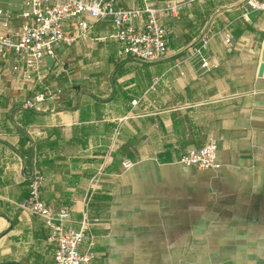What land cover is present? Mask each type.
I'll list each match as a JSON object with an SVG mask.
<instances>
[{
	"label": "crops",
	"instance_id": "1",
	"mask_svg": "<svg viewBox=\"0 0 264 264\" xmlns=\"http://www.w3.org/2000/svg\"><path fill=\"white\" fill-rule=\"evenodd\" d=\"M116 4L163 9V57L125 55L110 20L89 17L84 35L28 77L13 69L15 55L0 57V264L53 261L49 228L18 205L35 169L42 198L69 209V226L86 210L94 264H264V12L245 0ZM0 7L11 13L0 33L12 34L23 0ZM205 34L209 70L190 56ZM210 140L218 168L177 163Z\"/></svg>",
	"mask_w": 264,
	"mask_h": 264
},
{
	"label": "built area",
	"instance_id": "2",
	"mask_svg": "<svg viewBox=\"0 0 264 264\" xmlns=\"http://www.w3.org/2000/svg\"><path fill=\"white\" fill-rule=\"evenodd\" d=\"M193 1V0H189ZM252 10L264 12V0H245ZM117 0H23L21 16L24 22L12 34L0 33V57L15 55L22 66L13 69L25 74L37 71L45 57H54L55 48L60 44L70 45L84 35L90 27L85 17L109 19L113 28V38L121 45L125 55L139 61H151L163 57L167 52V30L161 23L163 9L155 7L123 8L117 6ZM181 4L169 7L172 14H177ZM142 13L145 19L140 25L135 20ZM11 13L0 7V24L8 27ZM69 19H76L72 30L64 28ZM211 35H203L199 43L191 48L190 56L196 59L200 67L209 70L214 66L205 54ZM225 41H230L226 35ZM39 93L25 100L27 107L43 100ZM135 104V101H133ZM177 163L198 169H215L220 166L217 160V144L210 140L199 149L185 153ZM132 162H122L123 169L131 167ZM44 177L40 170H33L28 183L27 196L18 203L22 208L41 218L50 230L48 239L54 243L53 261L50 264H94L95 252L93 241L88 234L89 220L86 210L82 211L80 227L69 226L70 211L62 207L56 211L42 198ZM87 242L86 248L81 245Z\"/></svg>",
	"mask_w": 264,
	"mask_h": 264
},
{
	"label": "water",
	"instance_id": "3",
	"mask_svg": "<svg viewBox=\"0 0 264 264\" xmlns=\"http://www.w3.org/2000/svg\"><path fill=\"white\" fill-rule=\"evenodd\" d=\"M258 75H264V48L261 52V63L259 65V69H258Z\"/></svg>",
	"mask_w": 264,
	"mask_h": 264
}]
</instances>
